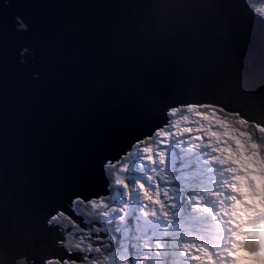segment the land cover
<instances>
[{"label":"water","instance_id":"obj_1","mask_svg":"<svg viewBox=\"0 0 264 264\" xmlns=\"http://www.w3.org/2000/svg\"><path fill=\"white\" fill-rule=\"evenodd\" d=\"M264 129V18L248 0H0V264L84 263L64 217L181 108ZM85 221V222H84ZM85 239V238H84Z\"/></svg>","mask_w":264,"mask_h":264},{"label":"rangeland","instance_id":"obj_2","mask_svg":"<svg viewBox=\"0 0 264 264\" xmlns=\"http://www.w3.org/2000/svg\"><path fill=\"white\" fill-rule=\"evenodd\" d=\"M215 110L170 111L168 126L157 131L151 147L141 143L113 164L110 195L87 203L101 215L99 222L85 219L88 226L103 227L92 226L103 230L97 236H107L104 226L112 222L122 236L110 253L102 247L109 237L97 238L101 247L76 245L92 256L85 264H221L227 256L229 264H264V129L241 120L234 128ZM72 229L89 235L81 241L98 243L88 231ZM249 239L258 253L247 250ZM181 245L185 254L179 258L175 250ZM213 252L218 259H211Z\"/></svg>","mask_w":264,"mask_h":264},{"label":"trees","instance_id":"obj_3","mask_svg":"<svg viewBox=\"0 0 264 264\" xmlns=\"http://www.w3.org/2000/svg\"><path fill=\"white\" fill-rule=\"evenodd\" d=\"M248 1H250L251 2V6L258 12V10H261V12L262 13H264V0H248ZM256 7H259V9L257 10V8ZM203 111H206L205 109H199V112H203ZM211 111V110H210ZM181 112H185L184 111V109H182V110H180V111H178L177 113H181ZM212 112H216L217 114H218V116H219V118H221L222 120H226V122L228 123V124H231V125H233L234 126V128L235 127H237L238 125L236 124V121L238 120V118L237 117H229V116H227V115H225V114H223L222 112H220V111H217V110H215V111H212ZM246 129H248L249 131H250V133H251V130H250V128H246ZM242 130V133H244L243 132V128L241 129ZM155 138V137H154ZM154 138H152V139H150V140H145L143 143H142V145H147V146H149V147H151L152 146V144H153V142H154ZM255 140L256 141H261V140H259V139H257L256 137H255ZM106 173H107V177H108V179L110 180V182H111V184H113V182H114V180H115V177H116V170L113 168V167H107L106 168ZM75 207H76V210H77V213L79 214V215H81V216H83L84 218H86L87 220H88V222H89V220H92V219H94V220H96L97 222H99V217H98V215L100 216V218H101V215L97 212V211H94V209H93V206H92V204H83V203H81V202H79V201H77V203H75ZM86 220V221H87ZM53 222L55 223V224H57V225H60V226H62V227H64V228H68V227H71L72 226V224H71V222L70 221H67L64 217H60V218H55L54 220H53ZM101 224V223H100ZM130 224H132V222L130 221ZM104 227H106V229H107V231H104V232H108V234H107V236L109 237V238H111V241L110 242H107L104 246H102V247H104L105 249H106V252L107 253H110L112 250H114L115 248H117V244L116 243H113L114 241H116V240H118L122 235H120L119 233H118V231H117V227H116V225L114 224V222H112L111 224H108V225H105ZM134 228L135 227H131V229L134 231ZM94 229V228H93ZM95 230V229H94ZM103 230L101 229V230H99V229H97V230H95L94 231V233L96 234V235H98L100 232H102ZM97 242H102V240L101 239H97ZM257 244L253 241V240H251V239H249V242H248V245H246V247H247V250L250 252V253H253L254 254V252H256L257 250H255V248L257 249ZM77 250V252H80V253H83V254H85V255H87L88 256V254H90V253H87V251L86 250H83V249H81V248H77L76 249ZM91 255V254H90ZM50 264H59V263H56V262H52V263H50ZM64 264H67V263H64ZM161 264H167V260H164V261H162V263Z\"/></svg>","mask_w":264,"mask_h":264},{"label":"bare ground","instance_id":"obj_4","mask_svg":"<svg viewBox=\"0 0 264 264\" xmlns=\"http://www.w3.org/2000/svg\"><path fill=\"white\" fill-rule=\"evenodd\" d=\"M175 135H176V134H175ZM174 137H175V136H174ZM176 137H177V136H176ZM175 139H176V138H175ZM171 140H172V139H171ZM179 140H180V139L177 138L176 141H175V143H179ZM172 144H173V143H172ZM181 151H183V150H181ZM181 151H180V154L183 155V152H184V151H183V152H181ZM205 151H206V149H205L204 151H202V152H205ZM199 156H200V155H199ZM195 157H196V156H195ZM201 158H203V157H201ZM204 158L207 159L208 157H204ZM209 166H213V165L210 164ZM207 167H208V166H207ZM210 172H211V171H210ZM204 174H205V173H204ZM209 177H210V176H209ZM214 178H216V179H220L221 177H220V175L215 174V177H214ZM200 179H201V178H200ZM206 180H208V179L205 178V182H206ZM203 183H204V182H203ZM206 189H207V188H206ZM223 189H224V188H223ZM213 194H214V193H213ZM212 199H213V198H212ZM209 203H210V202H209ZM216 205H217V204H216ZM199 208H200V207H199ZM183 210H184V209H183ZM215 217H216V216H215ZM187 218H189V214H188V213H187ZM219 219H220V218H219ZM215 220H216V219H215ZM116 222H117V225H121V224H120L121 221H120L119 219H116ZM216 222H217V221H216ZM192 223H194V222L192 221ZM221 223H222V222H221ZM225 226H226V225H225ZM230 227H231V226H230ZM183 230H184V229H183ZM227 230H228V229H227ZM236 232H237V231H236ZM209 233L212 234V233H213V230L211 229V231H210ZM202 239H203V238H202ZM203 241H204V240H203ZM234 244H235V243H234ZM201 248H202V247H201ZM186 255H187V254H186ZM195 257H196V256H195ZM195 257H193V258H195ZM185 258H186V257H185ZM187 258H188V257H187ZM190 259H191V258H190ZM224 260L227 261V259H224ZM229 261H230V260H229ZM191 264H192V263H191Z\"/></svg>","mask_w":264,"mask_h":264},{"label":"clouds","instance_id":"obj_5","mask_svg":"<svg viewBox=\"0 0 264 264\" xmlns=\"http://www.w3.org/2000/svg\"><path fill=\"white\" fill-rule=\"evenodd\" d=\"M217 111H220V110H217ZM220 112H222V111H220ZM222 113H224V112H222ZM239 120V119H238Z\"/></svg>","mask_w":264,"mask_h":264},{"label":"flooded vegetation","instance_id":"obj_6","mask_svg":"<svg viewBox=\"0 0 264 264\" xmlns=\"http://www.w3.org/2000/svg\"><path fill=\"white\" fill-rule=\"evenodd\" d=\"M95 231V230H94ZM83 250H85V249H83Z\"/></svg>","mask_w":264,"mask_h":264}]
</instances>
